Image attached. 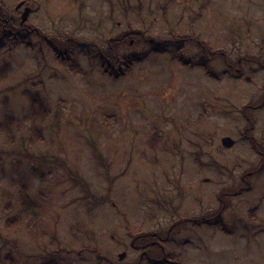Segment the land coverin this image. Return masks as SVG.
<instances>
[{
	"label": "rangeland",
	"instance_id": "374dc122",
	"mask_svg": "<svg viewBox=\"0 0 264 264\" xmlns=\"http://www.w3.org/2000/svg\"><path fill=\"white\" fill-rule=\"evenodd\" d=\"M0 12L23 29L0 47V123L14 118L12 137L0 132V264H149L141 252H160L134 245L168 228L172 264H264V0ZM123 33L118 56L142 59L115 78L94 55Z\"/></svg>",
	"mask_w": 264,
	"mask_h": 264
},
{
	"label": "trees",
	"instance_id": "16d2710c",
	"mask_svg": "<svg viewBox=\"0 0 264 264\" xmlns=\"http://www.w3.org/2000/svg\"><path fill=\"white\" fill-rule=\"evenodd\" d=\"M12 20V19H11ZM15 23L13 21H10L8 19L3 18L2 13L0 12V47H4L5 45H7L8 43L14 44L16 41V36L18 34H20V31L23 30L21 28L18 27L17 30L14 29ZM12 27V30H11ZM128 33H123V36H119L117 39H112L109 40L107 45L105 46L104 49H99L97 51V53H95V58L98 59L99 62V67L100 69L108 74L109 76H113L115 78L120 77L125 75L128 71L129 68L131 67V65L135 62V61H139L142 59V57H120L117 54V49H116V44H118L120 41L125 39V35H127ZM15 35V36H13ZM24 36V35H23ZM21 36V37H23ZM185 36V35H183ZM20 39V37H17ZM21 41V40H19ZM22 43L27 44L26 40L21 41ZM53 48V47H52ZM55 50V48H53ZM1 50V49H0ZM55 54V53H54ZM58 55H56L57 57H60L63 61H65L64 57H61V54H59L57 52ZM126 57V58H125ZM176 57L183 61L184 63H186L183 59V57L176 55ZM73 66L69 65V69L72 71H78L76 69L77 65L75 63ZM112 64V65H111ZM114 65H116L117 67L115 68ZM78 68V67H77ZM9 70V66L8 64H3L2 69H0V76L1 77H5V75H7V72ZM31 98L30 99V113H29V117L33 120L35 119H42L44 118L47 114H48V109L46 110L44 103L41 101V99L36 95V94H31ZM29 118V119H30ZM2 124L0 123V132L4 133L7 138H11L12 134H11V130H12V125L14 123V118L11 115L5 116L4 119L2 120ZM20 206L24 207V208H29L30 207V202L29 199L27 197V195L24 193V191L21 192L20 196ZM210 218L204 216L203 219H201V221H204L205 223L208 222ZM11 221L12 219H5V225L7 227H10L11 225ZM14 222H18V219L15 218ZM216 224H218L219 229L225 230L223 228V226L221 225L220 222L215 221ZM159 262V261H158ZM160 263V262H159Z\"/></svg>",
	"mask_w": 264,
	"mask_h": 264
},
{
	"label": "flooded vegetation",
	"instance_id": "af4514ba",
	"mask_svg": "<svg viewBox=\"0 0 264 264\" xmlns=\"http://www.w3.org/2000/svg\"><path fill=\"white\" fill-rule=\"evenodd\" d=\"M203 218H204L203 215H199L198 218H186V219L183 218V219L175 221L173 224L170 225V227L178 223H182V222L185 223L186 221H189V220L194 221L195 219H198L201 221V219ZM170 229L171 228L166 229L165 234H162L159 232H151L149 236H151L152 239L150 238V241L145 242L144 244L140 242L137 245H134V243L132 242L131 245H134L136 248H139V249L144 248L148 244L154 245L152 249L155 248L157 252H160L159 254H156L153 256L149 254V252H147L146 250H143L139 256V260H143V258H145L147 259L149 264H171L172 260L170 259V254L165 252V246L163 244L168 239ZM146 240H148V237L146 238Z\"/></svg>",
	"mask_w": 264,
	"mask_h": 264
},
{
	"label": "water",
	"instance_id": "95a60500",
	"mask_svg": "<svg viewBox=\"0 0 264 264\" xmlns=\"http://www.w3.org/2000/svg\"><path fill=\"white\" fill-rule=\"evenodd\" d=\"M18 7H19V4L15 6V9L18 8ZM26 13H27V9H25L23 11V13L21 15V21H20V23H23L24 20L26 19ZM221 143L224 146H229V145H231L233 143V140L230 137L225 136V137H222L221 138ZM123 256H124V252L119 253L118 254V259H122Z\"/></svg>",
	"mask_w": 264,
	"mask_h": 264
}]
</instances>
